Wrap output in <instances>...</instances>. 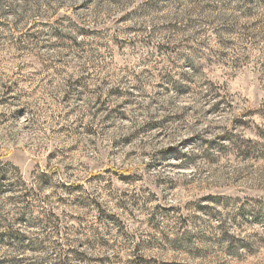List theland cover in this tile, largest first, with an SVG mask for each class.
<instances>
[{"label":"rangeland","instance_id":"obj_1","mask_svg":"<svg viewBox=\"0 0 264 264\" xmlns=\"http://www.w3.org/2000/svg\"><path fill=\"white\" fill-rule=\"evenodd\" d=\"M7 227L21 264H264V0H0Z\"/></svg>","mask_w":264,"mask_h":264},{"label":"trees","instance_id":"obj_2","mask_svg":"<svg viewBox=\"0 0 264 264\" xmlns=\"http://www.w3.org/2000/svg\"><path fill=\"white\" fill-rule=\"evenodd\" d=\"M25 239V236L21 233L13 232L11 233L8 230V227L6 229H3L0 232V246H14V244H20ZM17 250H19V246L15 247ZM21 255V254H20ZM23 258H6L1 257L0 258V264H21L23 263ZM70 258L65 252H58L55 256V258L52 261H44L42 263L41 260L35 261L33 264H69Z\"/></svg>","mask_w":264,"mask_h":264}]
</instances>
